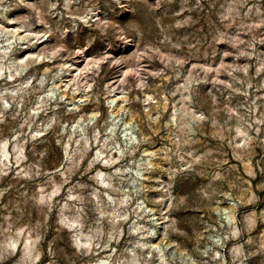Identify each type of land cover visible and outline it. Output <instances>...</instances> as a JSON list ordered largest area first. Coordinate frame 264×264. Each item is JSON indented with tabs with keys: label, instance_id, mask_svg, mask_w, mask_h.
Returning a JSON list of instances; mask_svg holds the SVG:
<instances>
[{
	"label": "rangeland",
	"instance_id": "374dc122",
	"mask_svg": "<svg viewBox=\"0 0 264 264\" xmlns=\"http://www.w3.org/2000/svg\"><path fill=\"white\" fill-rule=\"evenodd\" d=\"M0 264H264V0H0Z\"/></svg>",
	"mask_w": 264,
	"mask_h": 264
},
{
	"label": "bare ground",
	"instance_id": "6f19581e",
	"mask_svg": "<svg viewBox=\"0 0 264 264\" xmlns=\"http://www.w3.org/2000/svg\"><path fill=\"white\" fill-rule=\"evenodd\" d=\"M3 155H4V153H3Z\"/></svg>",
	"mask_w": 264,
	"mask_h": 264
}]
</instances>
